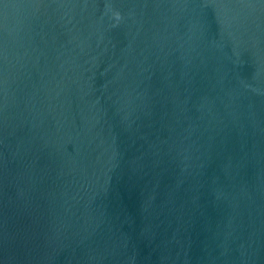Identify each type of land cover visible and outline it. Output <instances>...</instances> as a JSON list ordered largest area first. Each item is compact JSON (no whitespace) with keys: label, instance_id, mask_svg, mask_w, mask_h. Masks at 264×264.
Returning a JSON list of instances; mask_svg holds the SVG:
<instances>
[{"label":"water","instance_id":"obj_1","mask_svg":"<svg viewBox=\"0 0 264 264\" xmlns=\"http://www.w3.org/2000/svg\"><path fill=\"white\" fill-rule=\"evenodd\" d=\"M0 264H264V0H0Z\"/></svg>","mask_w":264,"mask_h":264}]
</instances>
